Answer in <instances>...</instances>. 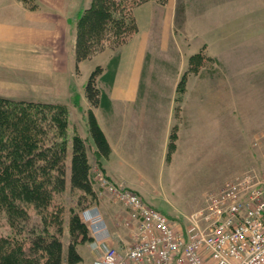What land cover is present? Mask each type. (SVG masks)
Returning a JSON list of instances; mask_svg holds the SVG:
<instances>
[{"label":"rangeland","instance_id":"374dc122","mask_svg":"<svg viewBox=\"0 0 264 264\" xmlns=\"http://www.w3.org/2000/svg\"><path fill=\"white\" fill-rule=\"evenodd\" d=\"M84 1L90 0H83V3ZM24 2L31 5L32 0H24ZM151 3L161 10V15L155 14L150 32L149 51L153 55L150 73L155 68L156 58L168 65L167 72L170 76L165 77L166 75L161 72L160 68L156 67L154 70H158L159 73L157 81L151 78L148 84L173 87L172 91L174 90V93L169 97L172 96L171 100L177 102L174 105L177 109L174 110V119L177 117V112L180 111L181 102L208 104L209 117L211 118L209 126L211 141L209 143H207L208 140L204 139L200 145H197L194 140V143H192L194 145L193 150L180 149L179 146L176 151V125H173L175 127L171 130L167 152L160 159V163L158 158L146 159L148 163L146 169L136 166L141 174H128L133 180L138 177L142 179L139 181V187L145 191V198H142L138 193L136 194L143 202L148 203L149 207L160 211L170 220H175L179 217L184 218L203 208L206 194L215 192L214 190L225 181L233 180L245 172H249L259 179L264 177V74L258 73V75L248 76L245 79L238 76L239 71L237 69L240 68V65L245 66V64L249 65L250 63H237L233 58L236 54L239 57L241 53H248L249 51L234 50L233 39L237 37L239 40V37H241L240 31H236L234 28L226 30V38L222 37L221 42V38L218 36V8L220 5L223 8V0H166L164 4L154 1H151ZM232 3H235V0H231V5ZM233 6L234 4L232 9ZM233 15L234 13L232 17ZM73 31L75 39L74 27ZM260 34L262 35L259 37L260 39L257 38L264 40V31ZM219 41L222 43V49L225 46V50L221 52L226 57V61H222L221 66L218 63ZM122 46L119 49V54ZM263 50L264 48L262 50L259 48L254 53L261 57L264 55ZM111 54L112 52L109 49H104L94 54L88 61L80 63L77 70H75V63L72 62L69 68L71 75H67L66 80L67 85L72 86L70 93L60 95L9 90V92L0 94V98L58 104L66 107L68 111L66 130L68 141L65 158L67 170L71 155L70 138L76 134L86 142L85 148L90 166V180L95 195L94 202L90 207L97 206L98 201L101 200L103 208L109 207L118 210L121 205L114 200L106 188L100 185L99 177L119 187L128 188L115 182L104 173L103 161L109 155L107 157H95L94 155V148L86 133L87 116L92 113V107L87 103L84 96V86L90 72L97 65L104 67ZM195 54H199L200 58L197 61V68L194 72H191L189 70V59ZM251 65L257 68L262 67L264 61H258ZM177 66L180 73L178 79L175 80L172 74L177 70ZM186 73L188 74L184 83L185 87L180 88L177 93L180 76ZM62 79L64 80V78ZM98 84L104 88L101 82ZM219 108L220 114L218 116ZM218 117L220 119V131L222 117L225 118V134L222 139L220 133L219 142L214 143L212 140L216 135L217 125L215 121ZM208 144L210 148L204 150L206 147H203V145L207 146ZM199 147L204 152L202 157L197 155L199 154ZM150 162L152 164H149ZM101 190L104 191L101 192ZM129 190L133 191L132 189ZM78 193L67 187L62 194L54 198V205L63 206L62 211H64L60 216L62 220L60 223V240L63 251L62 264H67L64 255L66 245L70 241L69 225L66 222L67 210L73 207ZM55 209L52 204L49 211H55ZM35 213L33 211L36 217ZM79 217L82 221L81 213ZM119 221L121 224L122 219L117 222ZM82 223L88 231L84 221ZM120 224L117 227V223L114 222V243L112 241L111 245L108 246L115 248L118 253L122 254L131 242L132 236L130 230ZM9 225L4 212H0V237H9L12 234L14 230ZM88 237L89 240L75 246L80 258V261L76 264H99L100 252L94 249L95 245L91 240L89 231ZM106 247L101 246V251ZM26 253L29 255V251H26Z\"/></svg>","mask_w":264,"mask_h":264},{"label":"crops","instance_id":"0c3cea01","mask_svg":"<svg viewBox=\"0 0 264 264\" xmlns=\"http://www.w3.org/2000/svg\"><path fill=\"white\" fill-rule=\"evenodd\" d=\"M89 2L32 0L29 5L24 0H0V94L9 90L60 95L72 91V86L67 85L66 80L67 75H71L69 68L74 62V21L80 9L89 5ZM232 5L231 0H223V8L221 5L218 8V36L222 42V37L226 38V30H239L241 37L239 40L237 37L233 39L234 50L249 52L241 53L239 57L236 54L233 60L250 64L240 65L238 76L245 79L258 73L263 75L264 66L257 68L251 64L264 61V55L258 57L254 53L264 48V40H259L262 36L260 33L264 31V0H235ZM156 8L153 3L146 2L134 9L137 32L122 46L112 85L101 87L108 101L102 108H92L110 149L109 156L103 161L104 173L142 198L146 194L139 187L142 179L138 177L133 180L128 174H141L137 167L146 169V159L158 158L160 163L167 152L171 130L175 127L173 125H176V151L179 146L180 149L193 150L194 140L197 145L204 139L208 140L207 143L211 141L208 104L181 102L180 111L174 119V110H177L174 105L177 102L171 100L172 96L169 97L174 93L173 87L148 84L149 79L158 78V70H154L156 67L165 77L170 76L168 65L156 58L155 68L150 73L153 57L149 51L150 32L155 14L161 15V10ZM221 42L218 52L220 66L222 61H226L221 52L225 46L222 49ZM176 69L172 74L175 80L180 73L178 66ZM224 119L222 117L221 131L219 117L215 121L217 131L212 140L214 143L219 142L220 133L223 139ZM209 146L203 145L206 147L204 150ZM201 147L198 157L204 154ZM136 181L139 183L136 184ZM225 182L218 188L214 187V191H218ZM98 202L97 206L89 209L92 214H99L105 222L108 236L101 246L106 247L111 245L115 237L114 222L118 227L120 221H117L126 218L127 211L122 206L118 210L103 208L101 200ZM173 221L183 223L184 218Z\"/></svg>","mask_w":264,"mask_h":264},{"label":"trees","instance_id":"16d2710c","mask_svg":"<svg viewBox=\"0 0 264 264\" xmlns=\"http://www.w3.org/2000/svg\"><path fill=\"white\" fill-rule=\"evenodd\" d=\"M151 1L166 3V0H90L77 13L75 70L104 49L112 52L104 67H94L84 86L90 107L106 105L108 99L98 83L112 85L119 49L137 31L133 11ZM199 58V54L190 57L191 72L197 68ZM187 74L180 76L177 93L185 87ZM67 117L63 105L0 98V212H4L14 230L9 237H0V264H62L60 216L64 211L63 206L54 205V198L67 187L79 193L73 207L67 210L70 241L64 258L67 264L80 261L75 246L89 237L79 214L91 208L95 195L86 142L76 134L70 138L68 170L65 166ZM86 133L95 157H107V140L92 113L87 116ZM52 204L55 211H49Z\"/></svg>","mask_w":264,"mask_h":264},{"label":"built area","instance_id":"2783aa9c","mask_svg":"<svg viewBox=\"0 0 264 264\" xmlns=\"http://www.w3.org/2000/svg\"><path fill=\"white\" fill-rule=\"evenodd\" d=\"M99 181L126 209L121 225L132 236L122 254L109 246L101 251L105 222L90 209L81 212L99 264H264V177L245 172L225 182L183 223L149 207L135 192Z\"/></svg>","mask_w":264,"mask_h":264}]
</instances>
